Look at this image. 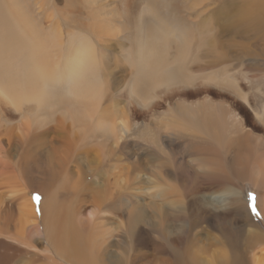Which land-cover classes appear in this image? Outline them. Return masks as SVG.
Masks as SVG:
<instances>
[{"label":"bare ground","instance_id":"1","mask_svg":"<svg viewBox=\"0 0 264 264\" xmlns=\"http://www.w3.org/2000/svg\"><path fill=\"white\" fill-rule=\"evenodd\" d=\"M250 24L264 0H0V184L44 194L0 211V264H264V64L235 69L225 35ZM137 132L152 159L234 150L261 215L131 164ZM216 159L198 167L222 179Z\"/></svg>","mask_w":264,"mask_h":264},{"label":"rangeland","instance_id":"2","mask_svg":"<svg viewBox=\"0 0 264 264\" xmlns=\"http://www.w3.org/2000/svg\"><path fill=\"white\" fill-rule=\"evenodd\" d=\"M237 1L240 3L243 2V0ZM225 35H228V42L231 43L230 52L231 54H233L227 58L228 60H230L231 64L235 65V69L249 64L250 67H252L254 73H259V70H261V68L263 67L261 65L264 64V60H262L264 59V52H260V49H264V40H261V38H264V34L252 33L250 24L246 28L232 30V32ZM255 51L258 52V55L256 57L250 55ZM252 58H256L258 62L252 61ZM144 138V135L138 132L134 134L132 138H130L125 149V156H127L128 159L132 162L131 164L137 162L138 159L141 158L142 161L138 164L140 166V169L144 172H153L157 176L159 175V172L165 168L172 169L175 175L178 177L179 181L182 183V186L184 185L183 190L189 198H192L196 193H198V191L201 190L218 191L231 186L239 187L240 189H244L243 197L245 203L250 208L248 194L250 192H256L254 191L253 187L247 185L246 182H240L234 150L227 151L228 147H226L224 151L219 150L218 153L216 152L212 154L207 152V150L209 149L204 146L205 143H200V141H197L195 139H182V141H175L171 144L167 142L165 145L166 147H163L162 150L157 149L158 159H152V156L151 158L149 156L146 157L147 148L142 145H137V143H143ZM195 141L198 143H196ZM199 146L203 147L205 150L207 149L206 152L204 151L201 153H196L195 149ZM213 156L217 157V159L213 158ZM200 158L203 160L204 164H210L214 159H216L215 161L217 162V160L219 159L218 161L222 163L223 168L226 170V174L222 178L223 180L209 177L205 171H209L210 168L206 165H204V167L202 168L203 170L201 171L198 167L199 162L197 161ZM200 175H203L204 178H201ZM36 180L39 179L37 178ZM6 185L0 184V211L2 216L7 214L8 212H11V215L14 216H12L14 219L19 218L20 210L25 208L24 205L28 202V198H30L35 204L37 210L35 211V213L39 215V205L44 198L43 192L39 190H34V192L33 190L30 192L24 191V188L22 187L19 188L23 189L22 191L19 190V192H15L14 188L7 187ZM35 193L40 194L41 199L39 201L34 198ZM127 204L128 200L123 199L122 201L118 202L112 209L121 211L124 209L127 210L129 209ZM31 221H37L40 224L43 223L42 217L40 216L36 219L34 218Z\"/></svg>","mask_w":264,"mask_h":264},{"label":"snow or ice","instance_id":"3","mask_svg":"<svg viewBox=\"0 0 264 264\" xmlns=\"http://www.w3.org/2000/svg\"><path fill=\"white\" fill-rule=\"evenodd\" d=\"M34 198L39 201L41 199L40 197V194L39 193H35L34 194ZM248 198H249V201H250V208H251V211L254 215L256 216H260L261 213H260V210L258 208V204H257V195L256 193L254 192H250L248 194Z\"/></svg>","mask_w":264,"mask_h":264}]
</instances>
